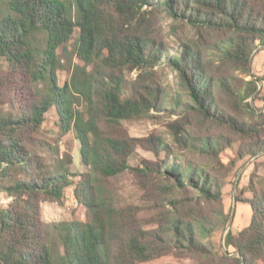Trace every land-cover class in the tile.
I'll use <instances>...</instances> for the list:
<instances>
[{
	"label": "trees",
	"instance_id": "trees-1",
	"mask_svg": "<svg viewBox=\"0 0 264 264\" xmlns=\"http://www.w3.org/2000/svg\"><path fill=\"white\" fill-rule=\"evenodd\" d=\"M161 18L193 31L176 56L155 36ZM70 47L83 66L70 67L60 84ZM258 47L264 0H0V194L11 199L0 209V264H148L170 253L197 264H264V180L258 187L253 174L242 189L250 197L234 196L249 206L248 225L227 231L224 253L211 241L228 222L223 194L236 166L223 165L220 154L235 138L238 160L264 154V113L249 103L264 106L257 85L264 76L247 79ZM165 67L176 72L186 99L171 112L181 116L167 125L172 144L192 148L203 163L167 158L131 168L137 148L156 157L171 152L160 136L109 132L171 111L156 81V69ZM51 111L59 134L73 133L88 168L75 182L70 159L48 169L38 155L45 145L35 136ZM125 171L138 179L147 218L103 187ZM70 187L85 220L41 223L40 202L60 204ZM205 205L213 215L206 217Z\"/></svg>",
	"mask_w": 264,
	"mask_h": 264
},
{
	"label": "rangeland",
	"instance_id": "rangeland-1",
	"mask_svg": "<svg viewBox=\"0 0 264 264\" xmlns=\"http://www.w3.org/2000/svg\"><path fill=\"white\" fill-rule=\"evenodd\" d=\"M154 32L158 40L169 49V55L174 56L179 54L183 43H187L193 38L192 30L184 27H172V21L167 18L157 19L154 26ZM71 53L72 47L68 49L65 58L61 62L64 68L58 73L60 84H63L70 79L71 69L83 66L75 56H71ZM67 68H69V73L67 72ZM88 70H90V68ZM156 71V81L165 90L168 96L166 102L167 109H171V111H165L160 114L152 112V118L150 119L138 122H124L122 123V128L120 130L117 132H109L113 134L126 132L132 138H146L150 135H156L164 138L170 145L171 152L167 154L168 157L165 156V153H160V155L156 157L143 148H137L136 152L129 160V166L131 168H144L145 162L157 163L166 160L167 158L170 162L177 160L183 164L201 166L203 158L194 152L192 148L178 150L172 144V138L168 133L167 125L170 122L181 118L176 112H171L177 111L179 113L181 102L186 100L184 94L179 90L177 74L169 67H165L162 70L156 69ZM250 72L251 76L247 79H256L264 76V48L258 47L253 51L250 58ZM136 76V71L127 74L129 80L135 79ZM257 85L258 91L261 92V96L264 99V83L257 81ZM249 103L252 107L260 110L257 113H264V106L262 105L261 100L255 102L249 100ZM218 133L219 132H214L215 135ZM224 134L225 136H228L226 132ZM198 136H203V134H198ZM35 137L45 145V147L38 152V155L39 157H42L43 162L48 169L54 168L57 161H64L67 163V159H70L71 163H67L66 169L70 175L69 179L72 182L77 181L80 176L88 171V168L84 167L80 162V146L78 141L74 138L72 132L63 136L59 134L52 111L47 114L43 126L36 133ZM235 139L236 143L233 144L231 148L224 150L219 156L223 165L236 161V166L233 173L228 176L223 194L225 211L229 214L228 222L232 216L231 225L228 227L227 222L225 227L222 230L217 231L211 240L214 246V252L218 254L225 252V248L222 247V245L224 244V237L227 231L231 229L232 232L236 234L246 227L250 221L251 212L249 206L241 202L237 203L234 200V196L239 195L242 199H248L250 197L248 193L243 194L242 189L248 184L251 174H253L254 183H256L258 187L261 185V181L264 180V154L259 153L255 156H245L238 160L236 153L241 142L237 138ZM102 183L106 192L112 194L115 203L121 206H137L142 210V212L139 213L140 217H149L147 213L145 214V209L148 206L145 194L139 188L140 185L138 179L132 171H125L122 174L109 179L108 182L104 181ZM72 191V187L65 191L64 198L60 204L43 201L40 202L41 223L50 224L60 221L85 220V208L76 202ZM189 196H191V193H189ZM182 197L183 195H179V198ZM10 202L11 199L9 197L0 194V209L6 208ZM202 207L206 212V217L214 214L212 207L207 205ZM153 227V225L147 226V229ZM232 251V249H229V252ZM148 264H197V262L190 257L170 253Z\"/></svg>",
	"mask_w": 264,
	"mask_h": 264
},
{
	"label": "water",
	"instance_id": "water-1",
	"mask_svg": "<svg viewBox=\"0 0 264 264\" xmlns=\"http://www.w3.org/2000/svg\"><path fill=\"white\" fill-rule=\"evenodd\" d=\"M232 214H233V213H232ZM231 221H232V216H231V218H230V220H229V222H228V227L231 225ZM228 227H227V229H228ZM222 247H224V244L222 245ZM224 248H225V247H224ZM231 256H237V257H239L238 254L231 255Z\"/></svg>",
	"mask_w": 264,
	"mask_h": 264
}]
</instances>
